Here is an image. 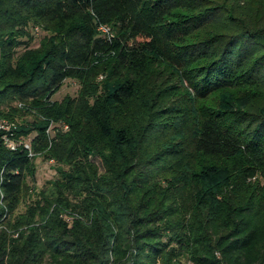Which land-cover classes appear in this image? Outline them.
<instances>
[{
    "label": "trees",
    "instance_id": "obj_1",
    "mask_svg": "<svg viewBox=\"0 0 264 264\" xmlns=\"http://www.w3.org/2000/svg\"><path fill=\"white\" fill-rule=\"evenodd\" d=\"M26 115L32 156L0 132V225L37 200L0 264H264V0H0V119Z\"/></svg>",
    "mask_w": 264,
    "mask_h": 264
},
{
    "label": "rangeland",
    "instance_id": "obj_2",
    "mask_svg": "<svg viewBox=\"0 0 264 264\" xmlns=\"http://www.w3.org/2000/svg\"><path fill=\"white\" fill-rule=\"evenodd\" d=\"M34 34H35L36 40L32 44V46L33 47H38V42L43 37L41 29L40 28H39V30L35 29L34 30ZM100 34H102V33L100 32ZM102 79L103 78L100 77L99 81H101ZM80 90H81V87H80V85L77 82H75L73 80H67V81L64 82L61 90L52 98V101L56 102V103H61L67 96L70 97V98H78V94H79ZM20 105H22V104L15 103L14 107H17L18 109L22 110L24 107H23V105L20 107ZM35 118H36V116H34V115H26V116H23V117H16L15 118L16 120L14 119L12 121L16 122L15 125H14L15 129H16L17 127L21 126L24 123H29V124L32 123ZM62 124L63 123H61V122H56V121L53 122L54 126H62ZM52 129L53 128H51V130H50V136L49 137H51V136H53V135L58 133V131H56L54 133ZM59 132L65 133L67 131L59 130ZM35 135H36V132L31 133L28 138H24L25 142L27 144H30V140L32 138H34ZM91 160L95 164L98 165V167H99V169L101 171L103 170L100 160H98V159H96L94 157ZM35 166H36L35 180H30L29 179L28 180V186L30 188H35L36 192H41L42 189H46L50 185L51 182H54L57 179V177H58V171H57L58 170V165L56 164L55 161H45L44 159H42L40 157V158H38L35 161ZM59 169H62V167L59 166ZM260 185L264 186V179L260 180ZM35 195H36V193L35 194H31L29 192L25 196V198L21 202L20 206L18 207V209L16 210V212L12 215V217L10 219V220H12L13 224L17 220L20 221V219H22L26 215L27 208H28L27 206L37 200ZM7 216H8V214L6 216H4V218L6 219ZM19 217H21V218H19ZM4 222L0 225V232H1L0 235L6 234L8 237L10 236V238H12L14 240H16V239L19 240L21 238V236H25V238H28L29 232H28V228L26 227V224L20 226L18 228V231H17L16 229H12V228L16 227V225L12 224V225L8 226ZM36 222H39L38 219H37ZM31 226H38V223L33 224ZM42 264H49V262L46 261V262H43Z\"/></svg>",
    "mask_w": 264,
    "mask_h": 264
},
{
    "label": "built area",
    "instance_id": "obj_3",
    "mask_svg": "<svg viewBox=\"0 0 264 264\" xmlns=\"http://www.w3.org/2000/svg\"><path fill=\"white\" fill-rule=\"evenodd\" d=\"M100 32L103 34L104 38L110 39L111 35L109 32V29L106 27H101L99 28ZM54 122V121H53ZM53 122L49 125L47 129V135L50 136V130L53 128V132L55 133L56 131H68L69 128L66 124H62V126H54ZM15 123L8 122L7 120H2L0 119V132L3 133L2 135V140L4 141V144L12 151L16 150L18 147L23 145L28 152L30 153V156L33 155L31 151V147L29 144L23 141V139L19 140V142H16L12 137L11 131L15 130ZM54 136V135H53ZM51 136V138L53 137Z\"/></svg>",
    "mask_w": 264,
    "mask_h": 264
}]
</instances>
